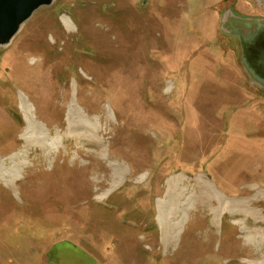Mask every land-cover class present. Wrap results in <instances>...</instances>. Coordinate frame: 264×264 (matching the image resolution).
Segmentation results:
<instances>
[{
  "label": "rangeland",
  "instance_id": "374dc122",
  "mask_svg": "<svg viewBox=\"0 0 264 264\" xmlns=\"http://www.w3.org/2000/svg\"><path fill=\"white\" fill-rule=\"evenodd\" d=\"M228 11L264 0H53L0 45V264H259L264 92Z\"/></svg>",
  "mask_w": 264,
  "mask_h": 264
},
{
  "label": "water",
  "instance_id": "95a60500",
  "mask_svg": "<svg viewBox=\"0 0 264 264\" xmlns=\"http://www.w3.org/2000/svg\"><path fill=\"white\" fill-rule=\"evenodd\" d=\"M53 0H0V45L8 44L21 25ZM224 14L221 29L240 41L241 63L251 82L264 90V19L236 17Z\"/></svg>",
  "mask_w": 264,
  "mask_h": 264
},
{
  "label": "bare ground",
  "instance_id": "6f19581e",
  "mask_svg": "<svg viewBox=\"0 0 264 264\" xmlns=\"http://www.w3.org/2000/svg\"><path fill=\"white\" fill-rule=\"evenodd\" d=\"M63 23L68 30H71V25L66 18L63 19ZM25 109H26V116H27L26 120L28 123L27 124V134L30 133L33 136L31 138L37 139V143H39V144L44 143L45 138L42 137L43 132L39 128H37L36 123L31 118L28 117L29 108L25 107ZM68 117H69V121H71V119H73L75 117L74 112L71 111L69 113ZM35 129H36V131L34 133ZM33 134H35V135H33ZM45 147L49 149L48 144H46ZM124 173H125V170H124L123 166H114L113 174H112V181L114 182V185L117 184L121 180ZM0 179L3 180V182L5 184L10 185V183L16 179L15 172L3 169V167L0 166ZM173 189H175V185L173 184V182L171 180H169V182H168V194H172L174 191ZM201 189H202L201 197L204 200L208 201V200H210V198H214V197L216 198L217 197L219 199L220 206L231 208L233 211L232 214H234V215L235 214H243L246 216L249 213L247 206L243 202L238 201V200H237V202H234V201H227V200L221 199L217 194H215L214 190L206 182L201 183ZM162 203H163L162 201H160V203H159V215L160 216H162V214L164 212ZM163 226H164V229H163L164 230V239L166 240V242L170 241L175 235V226L168 223L167 220L164 221ZM259 264H264V255L261 258V260L259 261Z\"/></svg>",
  "mask_w": 264,
  "mask_h": 264
},
{
  "label": "flooded vegetation",
  "instance_id": "af4514ba",
  "mask_svg": "<svg viewBox=\"0 0 264 264\" xmlns=\"http://www.w3.org/2000/svg\"><path fill=\"white\" fill-rule=\"evenodd\" d=\"M261 78H264V72L260 74ZM264 92V90H262Z\"/></svg>",
  "mask_w": 264,
  "mask_h": 264
}]
</instances>
